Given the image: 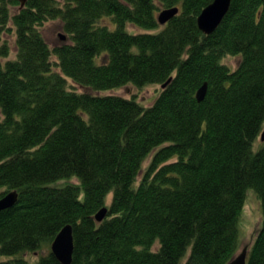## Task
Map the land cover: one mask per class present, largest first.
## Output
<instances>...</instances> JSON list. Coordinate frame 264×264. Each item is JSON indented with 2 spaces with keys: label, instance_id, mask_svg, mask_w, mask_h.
<instances>
[{
  "label": "trees",
  "instance_id": "obj_1",
  "mask_svg": "<svg viewBox=\"0 0 264 264\" xmlns=\"http://www.w3.org/2000/svg\"><path fill=\"white\" fill-rule=\"evenodd\" d=\"M212 1L27 0L13 13L20 1L0 0V198L19 192L0 211V255L47 248L35 263L0 264H63L51 246L68 224L71 264H229L249 189L263 219L247 264H264V143L254 150L264 124V0H232L206 34L198 17ZM176 6L160 24V11ZM54 19L69 41L52 48L40 27ZM128 23L158 31L133 33ZM4 32L17 45L5 62ZM229 55L240 56L235 69L222 61ZM170 77L148 107L104 93Z\"/></svg>",
  "mask_w": 264,
  "mask_h": 264
},
{
  "label": "rangeland",
  "instance_id": "obj_2",
  "mask_svg": "<svg viewBox=\"0 0 264 264\" xmlns=\"http://www.w3.org/2000/svg\"><path fill=\"white\" fill-rule=\"evenodd\" d=\"M19 10V6H15L12 8V12L15 13ZM11 24V23H10ZM112 28H115V24L111 26ZM126 28L128 31L133 33H139V32H156L158 29H146L142 28L140 26H137L133 23H128L126 25ZM41 32L44 35L46 41L48 44L53 48L60 44L63 41H69V36L64 31L63 22L60 19H54L46 21L41 27ZM61 35L65 36V39L61 37ZM3 40H7L10 44V55L8 58H3V62L7 61L8 59H16L17 57V45H16V34L15 32H4L3 33ZM53 60L56 62L57 57L53 56ZM223 63H226L229 65L232 69H235L240 61V56L236 55H229L227 57H224L222 59ZM55 69L60 71L59 67L55 66ZM69 83L72 87L77 88L79 91H83V88L78 86L76 83H74L71 79H69ZM162 85L159 83H151L142 87H139L133 83H129L127 85H124L122 87L112 89L109 91L104 92L105 94H117L122 95L125 97H136L137 100L144 106L148 107L153 104V102L157 99V97L160 95L162 91ZM3 117L2 111L0 109V118ZM264 131V124L262 126L261 132L258 136V138L255 140L254 143V150L257 151L264 143V141L261 139V134ZM151 160V155L145 160L143 167L144 169L149 165V162ZM142 175V173H141ZM141 177V176H140ZM65 182H74L77 183V178H72L69 181L62 180L59 181L58 184H62ZM55 184V183H53ZM52 184V185H53ZM246 200L243 208V212L240 218V236H241V243L240 247L243 249V247L247 246L250 248L252 244L255 241L256 235L262 225V219H263V208L262 203L259 195L254 189H249L247 191ZM112 199V194L108 196V202ZM47 248H44L42 250L36 251V252H22L16 255H0V262L3 260H7L9 258H15V257H23L27 259L31 263L37 262L43 254L47 252Z\"/></svg>",
  "mask_w": 264,
  "mask_h": 264
},
{
  "label": "water",
  "instance_id": "obj_3",
  "mask_svg": "<svg viewBox=\"0 0 264 264\" xmlns=\"http://www.w3.org/2000/svg\"><path fill=\"white\" fill-rule=\"evenodd\" d=\"M21 5L20 8L25 7L27 0H18ZM232 0H213L208 6H206L201 14L198 17V26L199 28L206 34L213 33L223 18L227 14L230 9ZM180 11L179 7L166 8L160 11L158 15V20L160 24H166L169 20H171L176 14ZM63 39H65L64 35H61ZM173 77H170L169 80L162 85V87H166V85L171 81ZM208 84L205 82L197 91V99L201 102L205 99L207 93ZM261 139L264 141V131L261 134ZM19 202V192L17 190H13L5 194L2 198H0V211L10 209L14 207ZM108 212V208H102L97 214L96 219L98 221H102ZM74 233H73V225L68 224L62 228V230L58 233L56 238L54 239L51 249L54 255L63 263V264H71L73 260L74 254ZM249 255V248L245 246L238 254L230 261L229 264H247Z\"/></svg>",
  "mask_w": 264,
  "mask_h": 264
}]
</instances>
